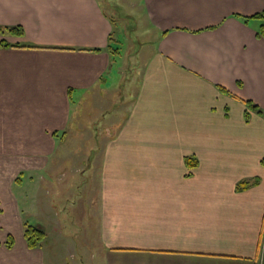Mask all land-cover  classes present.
<instances>
[{
	"label": "crops",
	"instance_id": "crops-1",
	"mask_svg": "<svg viewBox=\"0 0 264 264\" xmlns=\"http://www.w3.org/2000/svg\"><path fill=\"white\" fill-rule=\"evenodd\" d=\"M131 1L147 35L134 80L101 0H0V25L24 29L0 31V264H46L48 229L32 223L46 231L35 248L24 236L40 210L64 232L57 136L83 103L106 124L79 170L94 184L88 264H262L264 117L247 121L244 100L264 107V38L239 15L264 0Z\"/></svg>",
	"mask_w": 264,
	"mask_h": 264
},
{
	"label": "rangeland",
	"instance_id": "rangeland-1",
	"mask_svg": "<svg viewBox=\"0 0 264 264\" xmlns=\"http://www.w3.org/2000/svg\"><path fill=\"white\" fill-rule=\"evenodd\" d=\"M104 4L107 12L115 19L116 33L115 39L117 45L123 49L124 59H120L119 63L124 62L127 59L128 64L136 66L127 72L126 75L134 80L138 77V65L139 61H135V55L137 53L138 46L144 44L147 35L143 32L142 14L140 6L132 5L131 0H101ZM132 2V1H131ZM129 3V4H128ZM142 33V34H141ZM124 60V61H123ZM86 105L74 106L72 110L73 120L70 122L68 130L60 131L57 136V144L61 147L68 148V151L64 153L65 157L59 160V167H56V174L52 170L54 178L53 190L55 194L51 196L52 199L61 207L64 218L62 222L65 225L64 232L61 233L56 230L54 221L48 220L44 211L40 210L38 217L30 219L31 224L42 223L49 231V241L46 244L47 257L46 264H88L87 259L93 260L94 247L92 241H94L93 223L94 221L87 214L86 208H89L90 198L88 195L89 186H94L93 178L89 174H84V168L90 170L94 169L95 162L98 160V150L105 143L101 136L102 128L105 124L104 119L98 118L94 114H90L89 110H86ZM81 115V121L78 119ZM86 125V126H85ZM90 127L95 133H89L85 127ZM83 127V129H80ZM65 132V133H64ZM57 134V133H56ZM82 135V137H81ZM86 147L85 152L81 153L82 146ZM62 155V149L58 150ZM67 166V168H66ZM66 168V169H64ZM63 170V171H62ZM66 170V172H65ZM77 170V172H75ZM65 172V173H64ZM54 173V174H53ZM64 173V174H63ZM87 181V182H85ZM65 184V185H64ZM91 184V185H90ZM65 187V188H64ZM60 189V190H59ZM70 189V195L68 201L63 202V194ZM52 190V191H53ZM64 192V193H63ZM52 199L49 201L51 205ZM45 203L46 200H43ZM46 213V212H45ZM92 226V227H91ZM9 234L7 235V237ZM75 255V257H73ZM82 255V259L76 258ZM76 261L77 263H75ZM263 262H264V248H263ZM264 264V263H263Z\"/></svg>",
	"mask_w": 264,
	"mask_h": 264
},
{
	"label": "trees",
	"instance_id": "trees-1",
	"mask_svg": "<svg viewBox=\"0 0 264 264\" xmlns=\"http://www.w3.org/2000/svg\"><path fill=\"white\" fill-rule=\"evenodd\" d=\"M239 16L243 18L246 22L251 18L259 19L261 21V24L257 30V36L260 38H264V9L250 16H243V15H239ZM0 31L1 32H11L13 34H18V35L24 34V29L22 26H2L0 25ZM4 45H8V43H5ZM221 89L223 91H227L224 87H221ZM244 101L247 105V109L245 111V118L247 121H249L252 111L257 112L258 114H261L264 117V107L263 106H260L258 103L250 99L244 100ZM185 161L187 165L191 167H195L198 165V159L194 156H187L185 158ZM249 185H250V182L245 180V181L238 183L237 188L243 189ZM24 226H25L24 236H25V239L27 240L28 246L31 248H35L39 246L42 240L44 239V237L46 236V231L38 225L26 223L24 224ZM6 243L9 247H12L13 237L11 235L7 237Z\"/></svg>",
	"mask_w": 264,
	"mask_h": 264
}]
</instances>
